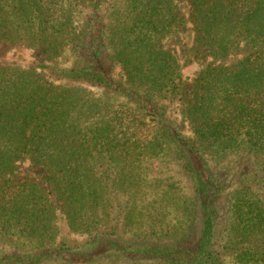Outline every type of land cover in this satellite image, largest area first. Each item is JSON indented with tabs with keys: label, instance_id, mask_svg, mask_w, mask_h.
<instances>
[{
	"label": "trees",
	"instance_id": "16d2710c",
	"mask_svg": "<svg viewBox=\"0 0 264 264\" xmlns=\"http://www.w3.org/2000/svg\"><path fill=\"white\" fill-rule=\"evenodd\" d=\"M0 43V264H264V0H0Z\"/></svg>",
	"mask_w": 264,
	"mask_h": 264
},
{
	"label": "rangeland",
	"instance_id": "374dc122",
	"mask_svg": "<svg viewBox=\"0 0 264 264\" xmlns=\"http://www.w3.org/2000/svg\"><path fill=\"white\" fill-rule=\"evenodd\" d=\"M186 11H188L190 5L187 3H184ZM195 39V34L192 32V38L191 42H193ZM40 54L38 49H28L21 45H8L5 43H0V60L7 61L11 64H13V67H18L22 70H32L34 68V63L40 60ZM199 58V59H198ZM198 58L195 64L191 65L187 69L184 70L185 76L191 81V79L194 77V75L201 69L202 65H205L206 63H209V58L205 56V54L202 53V49L198 50ZM65 60V59H64ZM60 62H63L61 60ZM60 64V63H58ZM117 72V69L115 70ZM179 122V124H178ZM177 127L180 128L181 132L185 135H190V129L187 124H182L180 120L178 119ZM37 173H40L41 170L35 169ZM20 180H22V177H18ZM64 223L61 222L58 225V229L60 230L61 236L69 235L67 233L66 228H64ZM70 239H76L80 240V238L75 237L74 235H69ZM96 264H133L132 262H128L127 260H100V262H97ZM144 264H150L148 262H145ZM224 264H238L236 261H234L230 256H226L224 258Z\"/></svg>",
	"mask_w": 264,
	"mask_h": 264
}]
</instances>
